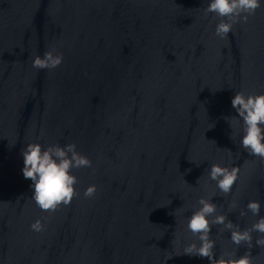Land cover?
<instances>
[{"label": "water", "instance_id": "water-1", "mask_svg": "<svg viewBox=\"0 0 264 264\" xmlns=\"http://www.w3.org/2000/svg\"><path fill=\"white\" fill-rule=\"evenodd\" d=\"M208 2L0 0V264H210L184 253L201 197L241 229L264 216V160L226 119L237 91L264 94V0L225 39ZM51 47L63 63L34 69ZM34 141L75 143L93 163L73 169L79 195L54 213L23 176ZM212 164L239 168L231 194L209 179ZM252 200L259 216L241 217ZM36 220L44 231L31 230ZM222 227L211 232L217 259L249 251ZM259 235L254 264H264Z\"/></svg>", "mask_w": 264, "mask_h": 264}, {"label": "clouds", "instance_id": "clouds-1", "mask_svg": "<svg viewBox=\"0 0 264 264\" xmlns=\"http://www.w3.org/2000/svg\"><path fill=\"white\" fill-rule=\"evenodd\" d=\"M261 7L262 0H209L205 13L214 14L218 18L215 34L225 39L233 31L234 25L247 23L249 17L254 16ZM63 59V54L55 47H51L43 56L35 55L31 63L34 69L52 70L59 67ZM231 103L238 115L226 119L229 120L230 125L233 120L237 124L242 122L241 147L250 156L264 160V94H246L244 91H237ZM21 151L24 162L23 176L32 181L31 187L34 189L32 199L45 212L54 213L62 205L69 206L79 195L76 188L79 180L73 174V169L93 167L92 161L77 150L75 143L64 146L59 143L49 144L45 148L43 144L34 141L28 143ZM208 176L211 181L216 182L219 192L227 196L232 193L238 181L239 168L212 164ZM96 193L97 186L93 184L86 188L84 197L93 198ZM238 206V200L233 198L229 211ZM248 211L254 216H259L261 202L250 201L246 210H240V216H246ZM217 213L218 205L213 203L211 198L201 197L198 200V207L192 212L186 225L197 242L189 244L184 253L207 258L210 264H254V257L251 254L253 233L260 234L255 240V245L264 249V216H259L251 227L241 229V226L231 221L227 214ZM214 225L223 226L221 233L229 231L231 242L236 246L246 245L249 251L239 257L235 252L225 251L217 259L214 252L216 241L211 238ZM30 227L37 233L44 231V225L40 220H36Z\"/></svg>", "mask_w": 264, "mask_h": 264}]
</instances>
